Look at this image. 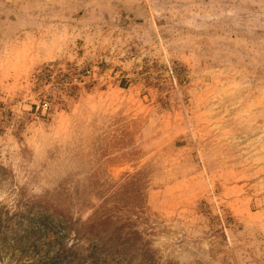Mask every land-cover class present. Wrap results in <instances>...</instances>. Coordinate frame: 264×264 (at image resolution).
<instances>
[{
    "label": "rangeland",
    "instance_id": "obj_1",
    "mask_svg": "<svg viewBox=\"0 0 264 264\" xmlns=\"http://www.w3.org/2000/svg\"><path fill=\"white\" fill-rule=\"evenodd\" d=\"M0 264H264V0H0Z\"/></svg>",
    "mask_w": 264,
    "mask_h": 264
}]
</instances>
